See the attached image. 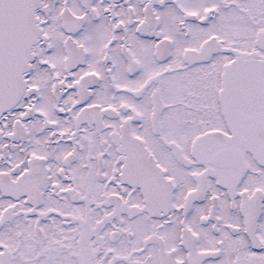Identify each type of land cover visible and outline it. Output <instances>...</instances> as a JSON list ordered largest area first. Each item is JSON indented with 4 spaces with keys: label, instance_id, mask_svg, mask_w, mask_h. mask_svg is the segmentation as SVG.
<instances>
[{
    "label": "snow or ice",
    "instance_id": "1",
    "mask_svg": "<svg viewBox=\"0 0 264 264\" xmlns=\"http://www.w3.org/2000/svg\"><path fill=\"white\" fill-rule=\"evenodd\" d=\"M0 264H264V0H0Z\"/></svg>",
    "mask_w": 264,
    "mask_h": 264
}]
</instances>
